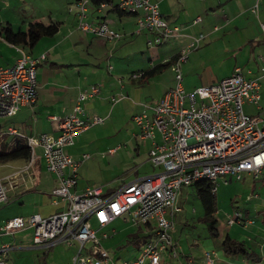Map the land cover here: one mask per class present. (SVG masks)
<instances>
[{
  "label": "built area",
  "instance_id": "obj_1",
  "mask_svg": "<svg viewBox=\"0 0 264 264\" xmlns=\"http://www.w3.org/2000/svg\"><path fill=\"white\" fill-rule=\"evenodd\" d=\"M258 4L259 0H256L250 8L252 13L258 14ZM107 5V2H101L93 7L100 11ZM89 6L90 0H75L68 7L67 10L73 12L76 18V29L108 42L118 39V33L106 21L89 22L86 19ZM114 6L118 10L137 14L135 32L148 31L152 35L149 43L160 44L179 35L178 27L165 21L152 0H117ZM198 20L197 17L193 22ZM260 27L264 34V21L260 22ZM201 38L202 34L190 37L174 58V86L165 91L154 105L146 107L149 113L144 111L132 117L138 127V138L150 140L147 160L159 167L158 172L131 180L107 193L101 185L88 186L77 192L72 190L78 164L85 161L88 155L81 154L78 160H73L64 147L71 145L78 133L103 122V118L98 116L90 120L81 118V103L98 94L99 89L95 85L77 94L69 114L49 117L57 129L55 136L46 133L24 135L12 126L6 127V134L15 135L26 144L28 164L36 158L34 149H40L46 170L56 180L50 196L59 199L64 208L46 217L39 214L26 218L11 217L0 226V232L10 234L17 229H30L34 246L48 244L55 238L74 241L77 243L76 253L66 264H159L165 253L171 258L178 255L170 231L173 227L171 215L180 210L176 194L181 185L208 180L210 190L215 192L218 177L241 180L245 175L264 184V108L259 104L264 67L260 68L259 76L246 77L235 66L228 76L217 83L185 91L181 86L179 64ZM15 49L18 55L14 63L0 66V117L12 116L21 107L34 104L35 67L45 58L44 53L31 56L26 45L16 46ZM140 75L141 72H137L131 77ZM244 103L254 104L258 113L247 114ZM7 187L8 184L0 180V204L7 199ZM124 214L131 224L145 226L148 239L141 245L136 258L118 263L99 244L90 219L101 228ZM254 222L241 212L234 211L224 225ZM86 242L89 246H85ZM7 248V245L0 248V264H3L1 254ZM204 257L205 264H211L208 252H204ZM183 264H192V261L186 259Z\"/></svg>",
  "mask_w": 264,
  "mask_h": 264
},
{
  "label": "rangeland",
  "instance_id": "obj_2",
  "mask_svg": "<svg viewBox=\"0 0 264 264\" xmlns=\"http://www.w3.org/2000/svg\"><path fill=\"white\" fill-rule=\"evenodd\" d=\"M72 3V0H0V23H9L13 29L24 30L27 23L32 21L44 24L57 22L58 32L54 36L38 40L36 50H43L45 57L48 58L51 54L70 57L63 59L64 64L72 63L74 57L85 56L86 65L78 67L81 71L80 78L83 88L97 82L102 91L103 84L111 79L119 91L116 79H121L123 88L120 92L128 99L119 102L112 110V114L106 116L102 123L91 125L78 134L74 138V144L64 149L70 157H78L80 154L88 155V158L80 162L77 167L79 184L83 187L101 185L103 188H107L112 180L121 179V182L124 183L150 172V164H141L147 156L148 141L138 138V127L133 123L131 115L141 112L147 106L154 105L165 91L174 86L172 65L174 59H171V56L177 54V51L179 53V48L182 46L179 43L181 38H169L160 44L149 43L148 40L152 38V35L146 30L135 34L136 28H134L130 31L117 32L119 37L114 41L106 42L101 39L102 43L100 42V46L97 45L99 48L96 50L95 44L90 45L89 42L94 43L99 39L74 28L72 21L74 13L67 10ZM249 17L251 18V16ZM200 18H205V16L201 15ZM198 27L199 25L191 26L190 32ZM237 28L228 26L224 34L219 31L211 37L201 38L199 45L209 40L208 46L202 51L198 50L199 52L187 62L184 72H181V86L185 91L198 86L212 85L215 79L227 75L232 66H238L246 77L260 75V68L264 67L262 59L264 58V39L259 32H256L258 41L260 40L259 45L250 43L240 45L238 43L241 41L236 33ZM70 33H72L71 36L67 37ZM199 33L193 32L190 37L197 36ZM240 33L242 37H245L246 34ZM200 34L203 35V33ZM53 43L55 44L52 51L45 49L46 46ZM17 47H21V44ZM222 47L224 50H221ZM14 53V49L0 42V66L8 62ZM78 63L83 64L81 61ZM151 64L161 65L153 76L143 78L145 80L142 81L130 78L132 73L146 70L151 67ZM108 66L111 68L108 69ZM71 69L76 71L77 68L74 64L52 66L53 78L46 77L48 80L45 87L48 90L51 87L59 91H67L64 86L73 83ZM248 70L252 72V75L247 73ZM260 82L263 84L264 78ZM135 84L140 88L138 91L127 89L132 88ZM42 92L49 99V92L47 90ZM244 110L249 115L256 113L254 105L244 106ZM109 148L115 149L112 152ZM262 183L261 180H255L250 176H245L241 180L223 176L215 180L214 206L216 213L212 218L216 221L215 225L220 235L225 233L223 230L225 226L222 225V222L228 216L232 217L234 211L250 216L256 223H262L264 218V186ZM176 200L181 212L177 213L173 221V236L182 237L181 243L186 246L191 243H196L199 246L205 239L210 240L213 245L219 246L217 243L220 244L221 240H219V236L217 237L218 232L216 235H212L206 228L202 206L194 187L181 185L177 191ZM124 217L128 219L126 214ZM69 242L63 243L65 248L72 245L71 248L76 250L77 243ZM122 244H124L123 247L113 250L104 248L109 256L118 263L138 256L142 238L127 244L123 241ZM85 246H89V242H86ZM25 249L16 264H45L44 254L48 250L42 251L43 247L34 246L32 243Z\"/></svg>",
  "mask_w": 264,
  "mask_h": 264
},
{
  "label": "crops",
  "instance_id": "obj_3",
  "mask_svg": "<svg viewBox=\"0 0 264 264\" xmlns=\"http://www.w3.org/2000/svg\"><path fill=\"white\" fill-rule=\"evenodd\" d=\"M72 1L74 2L75 0ZM116 1L117 0H110V3H108V5L105 8L101 9L100 11L95 10V7L90 5L87 8L86 19L89 22H96L99 19L104 20L109 25V27L116 32H124L125 30L130 31V29H134L135 19L137 14L134 13L118 14L115 10H113ZM152 1L156 3L158 11L165 19V21L171 26L178 27L179 35L177 37L181 38L179 43L180 45H182L179 48L180 50L189 42L190 40L189 37L191 36L190 35L191 33L200 32L203 33V37L204 36L211 37L212 35H214L219 31H221V34H224L227 31L228 26L238 27L236 33L240 38L241 42L238 43L240 45H246L247 43L259 45L260 40L258 41L256 32H259L261 37H263L264 39V34L260 27V22L264 21V0H259L258 14L252 13L250 10V8L252 7V5L256 0H152ZM201 15L205 16V18H200ZM249 16H251V18ZM197 17L199 18V20L193 22V20L196 19ZM72 21L74 24V28H76L75 27L76 18L74 15L72 16ZM196 25H199V27L196 29H192V32H190L191 26H196ZM248 27H250V30H248ZM240 32L246 34L245 37H242ZM134 33L140 34V32L139 33L134 32ZM71 34L72 33L68 34L67 37H70ZM47 37H51V36H47ZM98 39L99 41H96L94 43L89 42L90 45L95 44L96 50L99 48L97 45L100 46V44L102 43L101 41L103 40V39L101 40L100 38ZM0 42H2L3 44H7L8 47L15 50V53L10 58V60H8V62H6L4 65H2V66H10L14 63L18 55L15 47L20 44H10L5 40H3L1 37H0ZM208 43L209 40L206 43L200 45L198 44L195 50L187 54V57L179 64V68L181 72L182 71L184 72L185 66L189 61V59L192 58L194 54H197L199 52L198 50L202 51L206 46H208L207 45ZM54 44L55 43L46 46L45 49L52 51ZM22 45L25 46L26 44H21V46ZM26 46L28 47L27 50L31 56L36 57L44 52L43 50H36L37 43L31 47L28 45ZM221 50H224V48L222 47ZM88 55H90V53H88ZM176 55H178V51L177 54L175 53L171 56V59H174ZM84 57L85 56L74 57L72 58L73 59L72 63L69 62V64H64L63 59H68L70 57H65L64 55L51 54L50 58L45 57L42 61H39L37 63L35 67V83H36L35 102L32 106L21 107L12 116L0 117V151L8 150L10 147L14 145L17 139H20L15 135L5 133V129L8 126H12L18 132L24 135H37L40 133H46L55 136L57 134V129L55 124L52 121H50L49 117L52 115L61 117L69 114L75 103L77 94L82 90L88 89L90 86L93 85L97 86L99 91L97 95L90 98H86L81 103L83 109V115L81 116V118L83 119L90 120L93 116H98L103 118L104 121L106 116H110L112 114V110L116 107V105L119 102L128 99L126 95L124 96V94L120 92L121 89L123 88L121 79H116V83L119 84L118 86L119 91L116 89L111 79H108L103 84L102 91H101V86L97 82L91 83L87 88H83L82 86L83 83L80 78L81 71L78 69V67L82 65H86V61ZM262 59L264 60V58ZM80 61L83 62V64L78 63ZM73 64L74 66H76L77 69H75L76 71H74V69H71L72 70L71 81H73V83L64 86L65 88H67V91L65 92L59 91L56 88H51V87L48 90L45 87L47 86V80L53 78L52 66L58 67L61 65H73ZM154 65L157 64H151V67ZM233 68L234 66H232V69ZM232 69H230L227 75L220 76L219 78L215 79V82H212V84L213 83L215 84L221 78L228 76L232 72ZM247 73L249 75H252V72L250 70H248ZM47 76H49V78L46 80ZM36 77H37V81H36ZM250 77H254V76H250ZM130 78L132 80L135 79L141 81L145 80L140 76L137 78H132L130 76ZM132 80H128V81L133 82ZM127 89H131L132 91L135 90L138 91L140 88L137 84H135L133 85L132 88H127ZM43 90H47L49 92L48 93V96H50L49 99L45 97L44 95L45 93L42 92ZM260 93H261V99L259 101V104L261 103L262 106L261 105L260 106L264 108V83L263 84L261 83ZM249 105H254V104L244 103V106H249ZM108 107H110L109 109L111 110H109ZM255 109H256L255 114H257L258 109L256 107ZM144 111L149 113V110L146 107L141 112ZM135 114H132L131 118ZM74 138H73V143L71 145L64 147V149H67L74 144ZM155 138L156 139L158 138L157 134L155 135ZM143 140L148 141V148H147V152H148V149L150 147V140L149 139H143ZM114 149L115 148H109V150L112 152L114 151ZM34 151L36 154V158L29 164H28V160L24 158H16L13 160L0 163V180H3L8 184V187L6 188L7 199L4 203L0 204V226L7 219L11 217L18 216V217L26 218L31 214H39L40 216L46 217L54 213H57L64 208V205L59 199L50 196V190L55 186L56 183L55 177L52 173L46 170L44 162L40 155L41 154L40 149L35 148ZM80 155L78 157L71 156V158L74 160H78L80 158ZM141 164L151 165L150 172L145 175H149L159 171V167L152 165L147 160V156L141 162ZM245 176H250V175H245ZM250 177L252 178V176ZM127 182L129 181L123 183L121 182V179L112 180L109 183L108 187L105 188L104 192L107 193L114 191L115 189H118ZM85 187H83L81 184L78 183L77 172H76V183L72 190L77 192ZM176 199H177V194H176ZM176 204H177V200H176ZM178 212L179 213L181 212V208ZM178 212L173 213L171 215L173 221L175 220V217L177 216ZM244 216L246 218H251L248 215H244ZM90 222L92 228H94L96 231L97 237L99 238V244L107 250L110 249L113 250L115 248L123 247L124 245L122 244L123 241L125 244L129 243L130 241L135 242L134 240L135 237L142 238V244L148 239V237L146 236L147 233L145 226L139 224L136 225L131 224L130 221L124 216L112 220L111 222L107 223L101 228H98L92 219H90ZM261 222L262 223L254 222L253 224H247V225H239L235 223L230 226H227L224 225V221H223L222 225L225 226L223 229L225 233L220 235V232H218L217 234V237L219 236V240H221L225 235H227L230 238L244 242L247 248L257 258H259L256 261L254 260L250 261L237 254L225 256L222 253L221 248L219 247L220 246L219 243H217L219 246H215L212 244L210 240L207 241V239H205L206 242L204 240L202 243H200L199 246L196 245V243H191L188 244L187 246L183 245L181 243L182 237H179L178 235L173 236L174 227H172L170 231V237L172 243L174 244L176 250L178 251V255L176 258H171L168 255V253H165L163 254V257L161 258L159 264H183L186 259H190L192 261V264H205L204 252L209 253V258L212 259L211 264H263L264 263V218ZM102 233H105L106 236L102 237L101 236ZM130 236H132V238H130ZM65 242L66 241L63 239L55 238L52 241H50V243L48 242V244L46 243L41 245V247L44 248L42 249V251L48 250V252L44 254L45 264L46 263L66 264V262L70 259V257L76 253L77 247L76 250H73L71 248L72 245L65 248L63 244ZM30 243H32L30 229L27 228L17 229L10 234L0 232V248L3 245L8 246L7 250L1 254V257L4 261L3 264H16L17 260L20 259V256L26 250L25 248L29 246ZM67 243L70 242L67 241ZM126 261H130V260H126ZM144 264L147 263L145 262Z\"/></svg>",
  "mask_w": 264,
  "mask_h": 264
},
{
  "label": "trees",
  "instance_id": "obj_4",
  "mask_svg": "<svg viewBox=\"0 0 264 264\" xmlns=\"http://www.w3.org/2000/svg\"><path fill=\"white\" fill-rule=\"evenodd\" d=\"M101 2L110 3V0H90V5L95 6ZM118 14L128 13L113 7ZM58 30L57 22L44 24L39 21L28 22L24 30L13 29L9 23H0V37L10 44H26L33 46L41 37L54 35ZM160 64L154 65L147 70H141V78H146L154 75L160 68ZM16 158H28V148L26 144L17 139L12 147L6 151H0V163L13 160ZM194 187L196 196L198 197L203 210V219L206 223V228L210 234L216 235L218 229L215 225V220L212 218L215 213L214 192L210 190L211 183L208 180H197L191 184ZM139 237H135L136 241ZM133 240V239H131ZM127 242V241H126ZM132 242V241H130ZM220 248L225 256L239 255L250 261H256L257 258L244 244V242L230 238L225 235L220 241Z\"/></svg>",
  "mask_w": 264,
  "mask_h": 264
}]
</instances>
